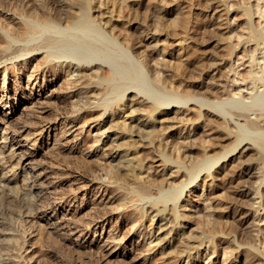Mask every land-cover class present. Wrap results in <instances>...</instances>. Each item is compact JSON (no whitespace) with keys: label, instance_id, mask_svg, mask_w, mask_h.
<instances>
[{"label":"bare ground","instance_id":"6f19581e","mask_svg":"<svg viewBox=\"0 0 264 264\" xmlns=\"http://www.w3.org/2000/svg\"><path fill=\"white\" fill-rule=\"evenodd\" d=\"M131 1L133 6L121 0H0V75L10 84V76L19 74L14 80L22 88L28 72L29 82L33 73L37 79L45 71L44 84L54 87L65 72L68 79L61 89L77 88L68 99L59 98L61 112L72 99L68 112L77 120L83 117L81 127L92 118L99 120L92 142L86 144L102 145L100 153L109 158L110 171L89 177L90 171L81 169V174L86 184L95 180L114 195L96 202L95 221L88 220L86 226L94 227L112 209L124 211L135 219L133 232L149 239L141 247L135 244L133 252L160 249L164 264L171 257L176 264H201V258L206 264L214 262L219 241L228 246L226 264H264L259 237L264 229V55L263 61L249 55L250 67H244V74L240 70L244 88L231 92L229 86L239 79L236 66L229 63L233 35L227 33L232 30L231 13L241 10L237 0H198L197 11L190 3L175 6L177 0ZM263 5L257 8L261 18ZM242 7L251 18V9ZM249 26L251 35L245 40L264 49V28ZM251 63L258 65V72ZM46 115L43 124L32 116V125L50 127L55 120ZM7 125L8 119L0 116V264H101L98 257L83 261L92 255L85 244L64 237L63 224L49 219L47 212L57 203L48 194L60 193L63 183L41 182L49 173H32L27 161L36 151L16 148L17 137L7 132ZM10 127L22 134V124ZM55 152L57 157L63 154L61 148ZM71 152L79 157L76 147ZM197 178L192 187L202 186L210 204L204 205L209 209L204 223H195L196 215L192 218L185 205L192 203V188L184 195L185 188ZM219 187L226 188L224 197L217 195ZM71 215L75 228L80 227L78 214ZM117 229L118 236L122 226ZM27 232L34 233L31 243ZM99 248L103 259L129 264L125 257L117 258L118 252ZM235 253L243 257L234 259Z\"/></svg>","mask_w":264,"mask_h":264},{"label":"rangeland","instance_id":"374dc122","mask_svg":"<svg viewBox=\"0 0 264 264\" xmlns=\"http://www.w3.org/2000/svg\"><path fill=\"white\" fill-rule=\"evenodd\" d=\"M123 1L121 0L122 4H124V5H126V4L128 5V3L129 4L132 3V6H133L135 3V1H131V0H126V1H124L125 3ZM242 1H244V0H242ZM245 1L247 2V4ZM245 1H244L245 5L242 2H240V0L236 1L237 5L239 6V9H241V10H239L240 12L237 10L233 14L231 13V16L229 19L230 24L232 23L231 24L232 30H231V33L228 32L229 34L227 33V35H229V37H230V35L231 36L233 35L231 37L232 39L229 38V41H228L229 47L231 48V50L233 49V53L231 55L229 63H230V65L232 63V65H234V68L236 66L237 69L235 71H237L238 76L236 75L235 78L237 77L236 80L239 79L238 81H236L237 82L236 84L229 86V88H233V91H231V92L238 91V90H235L236 87H237L236 89L244 88L243 84L240 83L241 82L240 78H242L241 72H242V74H244V72H245L244 67L246 69H248L250 67V66H247V64L248 63L250 64L251 57L254 56V58H257V59L260 58V60L263 61L261 56L264 55V53L262 54L260 52L261 48H258V45H256L254 41H248L247 42L245 40V39H247V37L249 35H251V32H250L251 28L249 25H253L254 27L259 28V29L264 28V17L261 18V17L257 16V15H260L257 8H259V4L260 5L264 4V0H248L249 2L247 0H245ZM174 3H175V6L179 5L180 7L186 6L188 3H190L187 6H191V8L194 11L198 10L196 8L201 7L198 0H184V1L183 0H181V1L177 0ZM248 4L250 6H248ZM197 5L200 7H198ZM242 6H247L248 8L251 9V11L253 13L251 18H249L247 15L242 13V8H243ZM263 8H264V5H263ZM256 10L258 11V14H257ZM231 12H233V11H231ZM246 17H248V18H246ZM234 23H236V24L234 25ZM242 26H243V29L241 28ZM241 29L243 32L241 31ZM249 29H250V31H249ZM248 33H249V35H248ZM237 37H239V38H237ZM163 39H164V37H161V40L164 43ZM238 39H239V41H238ZM168 40L172 41V39H170V38L165 39V41H168ZM236 43L238 44V46L236 45ZM230 44H232V45H230ZM261 46H264V45L261 44ZM159 47L163 48V45L160 44ZM177 48H178V46H176V49ZM262 48H264V47H262ZM261 51L264 52V49H262ZM151 52L153 53V51H151ZM254 52H256V54H254ZM250 54L252 56L249 57ZM241 56L244 59H242ZM235 60L238 62H236ZM247 60H249V61L247 62ZM243 61H244V63L247 62L246 65L242 64ZM254 63H256V62H254ZM239 64L241 65L240 67H239ZM251 65H253V64L251 63ZM254 65L251 67L255 71L257 70L256 72H258V69H259L258 65H255V66ZM256 68H258V69H256ZM240 70H241V72H240ZM232 72H234V71H232ZM17 75L19 76V74H15L14 76H10V84H9V79H7V77L3 78V75H0V85L2 84L0 86V116L6 117L8 119V125H9L8 128L9 129L7 132L10 135H15L17 137L16 140H14V143H15L14 145L16 148L23 147V148H28V150H33V151L35 150L36 151V152H34L36 154L35 158L27 161L28 166L33 167L32 173L37 174L40 177L44 176L45 173H49L48 177L44 176L42 179H40L41 182H43V181L47 182L49 179V180H52V182H58V183L62 182L63 183L62 184L63 186H61L59 189L61 194L60 193H53V194L49 193L48 194L50 199L52 198L51 200L54 201V203H57L55 205V208L53 211L49 210L47 212V216L49 217V219H53L54 221H56L57 223H60L61 225L63 224L62 227L64 229L62 228L60 232L62 234L65 233L64 237H67L70 241L71 240L75 241V242L81 241L82 243L85 244L87 249H89V251L92 253L90 259L85 258L83 260L85 262L97 259V257H98L99 263H101V264H115L114 261H109L107 259L105 260V259H103L104 257H101V252H100L101 250L98 252V250L100 249L99 248V246H100L101 249H104L106 251L112 250L114 252H118L117 258L120 260H124V257H125L127 262H129V264L130 263L131 264H164V262H163L164 259L160 258L162 256L160 249L156 250L154 253H151V251L145 252L143 250L144 249V247H143L141 251H139V252L137 251L138 253L133 252V246L135 244L137 246L141 247L144 244H148L147 241L149 239H148V235L139 234L137 231L133 232L134 230L132 229V221L134 222L135 219L133 217L128 218L127 216H125L124 211H122V212L120 211L121 212L120 213V212H117V210H114V209L111 210L110 209L111 211H109V213L107 215H103L102 218H98V221L94 227L86 226L85 222H87L88 220H91L94 223L95 220H93V215L96 214L95 211H97V208L99 206L98 203L101 202L102 200H105V201L107 199L110 200L112 198V196L114 195V193H112V192L110 193L109 187H105L104 185H101V184L99 185V183L95 180L86 184L85 177L82 176V174H81V173H83L82 170H84V169L88 172L90 171L88 173L89 177L95 173H100L103 171L105 172V169H107L106 171H110V168H109L110 165H109V158L106 155L100 153V151L103 150L102 145H100L98 148L95 146H91V147L89 145L87 146V144H90L92 142V138H91L92 136L91 135L94 136V134L97 132V130L94 128V125L99 120H97V122H96V121H93V118H92L88 122H85L84 123L85 125H83V127H81L83 124V120H82L83 117L81 116L77 120V118H75V116L72 113H69L71 111V108H72L70 106H73V104H74L72 102V99L71 100L69 99L66 102V104L64 105L65 106L64 107V113L61 112V111H63V109L61 108V106H63V104L60 106V108L58 107L59 103L57 101L59 100V98L65 97L68 99L69 96L71 95V93L73 91H75L77 88V87H72L70 89V91L67 89H65L66 91H64V89H61V84L66 82V80L68 79L67 74H65V72H63L59 76V78L57 79L58 84L54 87H52V86L49 87V85L44 84V81H45L44 79L46 78V76H45L46 72L45 71H44V73L42 72V75L45 77H42L41 74H37L36 75L37 79L35 78V73H33V75H31V77H30L29 82L27 80L29 77L28 76L29 72H28L26 74V77H27L26 81L24 82V84H22V88L19 86L18 81L16 82L14 80V79L18 78ZM239 76H241V77H239ZM47 77L51 78L50 73L47 74ZM42 78H43V81H41ZM233 78H234V75L232 76V74H231L230 79H233ZM59 83H60V85H59ZM243 83H244V81H243ZM230 84H233V83H230ZM30 85H32V86H30ZM17 86H18V88H17ZM7 87H8V90H10L8 92L6 91ZM3 89H5V90H3ZM42 107H45V108L47 107L45 110H43L44 112L46 111L45 113L39 112ZM65 109H67V111H65ZM68 110H69V112H68ZM11 112H16V113L13 116H9L11 114ZM67 112L69 113V115ZM31 113H33V114H31ZM48 113H50L51 115ZM194 113L195 112H192L190 117L193 116L192 118H195L196 116ZM45 114H47L46 116L53 117L54 118L53 120H55V121H52L50 123V127L47 128V125H45L44 127L36 125V127H35V124L32 125V123L30 121V118L32 116L38 118L41 121V123L42 122L44 123V121H42V120L44 119L43 115L45 116ZM53 114H54V116H53ZM74 119H76V120H74ZM160 120H162V118H160V116H159V118L157 117L156 122H157V128L158 129H159V127H160V129L162 128V122H160ZM69 121H72V122L70 124H67ZM13 122L14 123L17 122L19 125L22 124V128H21L22 134L21 135L17 136L16 132L14 130H12V128L10 127V125H12ZM20 122H22V123H20ZM41 123H40V125L43 124V123L42 124ZM71 124H76V125L70 131L67 132L65 129L67 127H69V125H71ZM72 131H73V133L71 135L70 133ZM29 132L30 133L32 132L33 134L31 133L32 134L31 135ZM200 132L202 134V130ZM26 136H29L30 139H28V137H26ZM56 136H57V138H59V137L60 138L58 140H56ZM25 137L27 139H25ZM34 138H37V139L33 140ZM87 140H89V142ZM58 147L61 148L63 154L62 155L59 154V156L57 157L58 154L55 151L60 149ZM75 147H76V151H78V152H76V154H78L79 157H75L72 154V152L70 153V151H72V149H75ZM37 151H38V153H37ZM98 153H100V154H98ZM83 155H84V157H86L87 162L83 161ZM30 162H32V163H30ZM100 169H101V171H100ZM66 173L69 175H67ZM63 174H66L67 176L63 175ZM54 176H56V177H54ZM35 177L36 176H34L32 179L34 180ZM199 178L195 179L193 182H191L189 184V186H187L185 188L184 195L189 188H192L191 194H190V196H191L190 200L192 203L188 204L186 202L185 205H187V207L190 208V209H188L186 207V211H187V213L191 212V214H193L192 218H194L196 215V217L194 218L195 223H198V222L204 223V221L207 222V219L206 218L204 219V215L209 210L208 207H205L204 205L209 200L206 198V196H207L206 191H203L202 186H200L199 188H193L192 187L193 184H195L199 180ZM109 185H111V184H109ZM217 192H218V194H217ZM217 192H216L217 195L220 196V193H221L222 196L223 195L225 196V194H223V193H226V188L225 187L224 188L219 187ZM263 192H264V188H263ZM61 197H63V198H61ZM214 199H216V198L214 197ZM214 199H212V200H214ZM96 202H98V203H96ZM209 205L210 204L207 203V206H209ZM85 206H87L86 209H85ZM102 207H103V205H102ZM91 209H93L94 211ZM71 213L78 214L77 219L80 220V223H83L80 226L81 228H83V230L80 227L75 228L76 223L71 220V216H72ZM63 216H64V218H63ZM80 218L81 219L83 218L82 221ZM129 225L131 226V228ZM260 225L263 226L264 223L260 222ZM117 226H122V231L118 232V236H117L118 229L116 230ZM69 228H71L72 230ZM261 231H263V232H259L260 233L259 237L262 238V239H260V241L262 240L261 243H263L264 242V229L262 228ZM122 234H124V235H122ZM262 234H263V236H262ZM33 236H34V233L28 234V232H27L26 238L28 241H30V243H31V240H33ZM121 237H123V238H121ZM219 247H220V249L218 252V256L214 259V262H211L212 264H226V261L223 260L225 257V254H223V253L225 251L224 249L226 247H228L227 243L219 241ZM233 256H235V257H233L234 259H237V258L241 259L243 257V255L241 253H235ZM172 258L174 259V257H171L168 264H170V263L176 264L177 263L176 261H172ZM161 260H163V261H161ZM116 262H117V260H116ZM200 263L206 264L205 259L201 258ZM211 263H209V264H211Z\"/></svg>","mask_w":264,"mask_h":264}]
</instances>
